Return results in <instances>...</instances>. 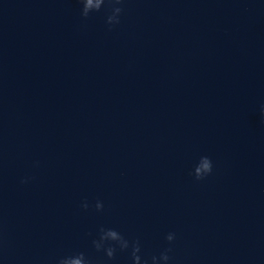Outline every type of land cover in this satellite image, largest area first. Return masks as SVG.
<instances>
[{"label":"water","instance_id":"obj_1","mask_svg":"<svg viewBox=\"0 0 264 264\" xmlns=\"http://www.w3.org/2000/svg\"><path fill=\"white\" fill-rule=\"evenodd\" d=\"M121 6L110 28L104 6L0 0V264L101 262V225L142 258L174 232L169 264H264V8Z\"/></svg>","mask_w":264,"mask_h":264},{"label":"clouds","instance_id":"obj_2","mask_svg":"<svg viewBox=\"0 0 264 264\" xmlns=\"http://www.w3.org/2000/svg\"><path fill=\"white\" fill-rule=\"evenodd\" d=\"M81 3V16L87 18L91 12H98L104 6L108 10L105 23L111 28L120 23V15L124 11L121 6L124 0H79ZM261 121L264 122V104L260 106ZM213 163L210 157L202 155L193 166L191 174L194 179L202 180L212 173ZM30 178H22L21 183H27ZM87 201L82 202L81 207L89 208ZM104 205L102 201L96 200L94 208L101 211ZM164 239L168 246L163 248L159 254L141 256V242L138 238H127L120 231L101 225L98 228L97 236L92 239L91 244L96 252H103L105 260L98 262L86 256L83 251H75L70 254L56 258L55 264H108V261L115 259L117 252H127L131 264H169L172 259L170 253L173 251L172 242L175 240V233L168 232Z\"/></svg>","mask_w":264,"mask_h":264}]
</instances>
